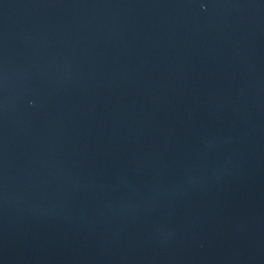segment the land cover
Listing matches in <instances>:
<instances>
[{
  "label": "water",
  "instance_id": "1",
  "mask_svg": "<svg viewBox=\"0 0 264 264\" xmlns=\"http://www.w3.org/2000/svg\"><path fill=\"white\" fill-rule=\"evenodd\" d=\"M0 264H264V0H0Z\"/></svg>",
  "mask_w": 264,
  "mask_h": 264
}]
</instances>
